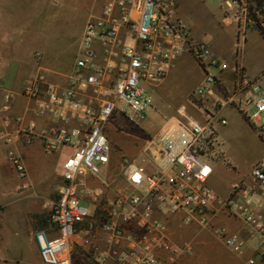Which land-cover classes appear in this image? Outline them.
Instances as JSON below:
<instances>
[{"label":"built area","instance_id":"2783aa9c","mask_svg":"<svg viewBox=\"0 0 264 264\" xmlns=\"http://www.w3.org/2000/svg\"><path fill=\"white\" fill-rule=\"evenodd\" d=\"M225 1L227 6L241 8L246 25L258 24L264 31V18L250 9L247 1ZM121 31L125 34L121 53L124 67L115 76L112 67L91 68L93 43L110 45ZM81 50L64 86L50 85L38 75L22 92L34 103L36 117L48 125L35 132V124L30 121L24 125L21 118L19 133L28 141L39 139L49 153L63 148L72 151L62 165L59 197L49 207L54 236L45 230L33 233L40 264H72L77 228L90 216L83 202L90 194L85 179L97 178L110 164V119L118 113L127 123L139 126L152 110L149 88L161 83L184 53L191 55L204 73L189 96V105L202 119L181 106L156 135L146 138L138 161L121 159L129 192L116 193L111 199L101 229L117 247L126 237L124 226L133 225L140 235L128 253L113 250L112 255L119 264H162L157 257L160 248L168 251L167 262L173 264L179 251L169 241V218H177L183 225L210 227L211 219L222 212L240 221L251 237H262L264 159L253 163L248 176L230 186L226 199H220L209 186L214 173L211 164L224 162L217 128L226 125L222 109L240 112L264 141V91L259 82L235 65L234 87L226 88L218 75L228 65L207 44L192 40L185 23L176 17L172 0H111L99 17L85 25ZM3 98L2 109L7 110L12 95L5 93ZM7 158L18 178L24 180L27 172L22 157L10 149ZM213 232L233 253L244 252L247 240L239 233H228L225 227L213 228ZM107 259L104 253L97 262L105 264ZM261 260L264 252L248 263L259 264Z\"/></svg>","mask_w":264,"mask_h":264},{"label":"crops","instance_id":"0c3cea01","mask_svg":"<svg viewBox=\"0 0 264 264\" xmlns=\"http://www.w3.org/2000/svg\"><path fill=\"white\" fill-rule=\"evenodd\" d=\"M104 1L108 3L111 0ZM172 1L176 4V17L185 23L192 40L207 44L212 53L228 65V69L218 75L226 88L231 90L234 87L236 75L232 67L236 65L249 78L256 79L264 91V38L255 27L245 24L240 7L227 6L223 0L220 5L222 13L216 14L219 10L205 5L201 0ZM88 2L89 0H0V264H40L33 233L45 230L49 236H54L48 221L49 207L59 197L58 193L63 185L62 165L69 153L62 160L59 155L69 149L49 153L39 139L28 141L18 131L21 126L18 119L22 118L24 125L30 121L34 123L35 132L48 125L45 119L36 117L34 103L26 99L22 92L38 75H43L50 85H65L76 59L81 57L84 31L82 28L77 50L71 51L69 13L73 14L75 9ZM250 5L264 18V3L257 6L251 1ZM124 40L125 34L121 31L117 41L110 45L95 41L89 66L112 67V76H115L124 67L121 63ZM203 75L201 67L192 56L184 53L174 61L164 80L152 88L155 93L161 94V87L177 77L184 84L189 82L196 87L201 83ZM5 93L12 95L7 110L2 109ZM186 108L192 115L202 119L200 112L194 107L188 105ZM225 110L233 109H222L220 115ZM239 114L241 115L240 112ZM119 116L121 115L115 114L107 127L108 138L111 146L113 145L109 166L97 178L88 176L85 179L90 194L83 197V202L89 207L90 216L77 228L72 264H98L97 259L104 253L108 255L105 264H119L112 251L117 250L122 255L128 253L129 248L139 240L140 231L133 225H126L123 227L126 237L117 247L101 229L107 217L108 203L116 193H126L125 189L111 188L107 181L109 174L112 172L114 179L120 176L128 188L122 167L119 172L114 165L113 170L110 169L111 161H118L120 158L117 149L125 144L118 135L117 128L120 126L115 127L113 124ZM142 146L139 148L138 158L141 157ZM10 149L23 159L27 172L24 180L18 178L7 158ZM126 156L129 161L139 160L135 155ZM262 159L264 153L259 160ZM95 181L100 182L99 186L94 185ZM102 196H106L104 207L100 208L101 213L95 214ZM54 198L56 199L53 200ZM261 215L264 219V210ZM210 224V228L195 223L183 225L177 218H169V241L179 251L173 264H249L251 257L264 252V235L251 237L240 221L228 217L226 213L217 214ZM216 227H225L228 233H239L246 239L244 252L233 253L213 232ZM169 255L167 250L158 248L157 257L162 264H168ZM259 264H264V260Z\"/></svg>","mask_w":264,"mask_h":264},{"label":"rangeland","instance_id":"374dc122","mask_svg":"<svg viewBox=\"0 0 264 264\" xmlns=\"http://www.w3.org/2000/svg\"><path fill=\"white\" fill-rule=\"evenodd\" d=\"M201 1L209 7L219 10L216 14L222 13L220 5L223 0ZM106 4L107 1L104 0H89L88 3L82 4L78 9H75L73 14L69 13V45L71 51L77 50L82 35V28L85 27L86 22L99 17ZM194 88L195 85L192 86V83L187 82L184 84L180 78H173L161 87V94H157L153 88H149L148 91L152 98L153 109L144 115V120L139 126L127 124L124 117L122 115L119 116L120 118L113 124L115 127L120 126L117 128L118 135L120 140L124 141L125 144H122L121 149H117L120 158L118 159L117 156L118 161H111L110 169L113 170L112 166L114 165L119 172V168L122 166L120 160L127 158L126 154L129 157L135 155L137 159L139 156V148L144 144L146 138L156 135L164 121L169 116L172 117L175 114L174 112H176L177 107H186L189 105V96ZM221 115L226 119V125H217V128L219 130V141L221 142L220 147L224 154V162L217 161L215 164H211L214 173L210 178L209 186L220 198H226L230 192V186L246 178L250 172L251 165L263 157L264 141L258 137L244 116L241 114L242 117L237 110H225ZM71 152L70 149L69 151L64 150L59 155L60 159L62 160ZM112 153L113 147L111 155ZM111 173L107 179L108 183L111 184V188L117 187L119 190L125 189V192L128 193L129 190L126 188L122 178L116 176V179H114ZM99 184L100 182H94L95 186H99ZM105 197L102 196L101 202L99 203L100 207L97 206L95 208V214L101 213L102 210L100 208L104 207Z\"/></svg>","mask_w":264,"mask_h":264},{"label":"trees","instance_id":"16d2710c","mask_svg":"<svg viewBox=\"0 0 264 264\" xmlns=\"http://www.w3.org/2000/svg\"><path fill=\"white\" fill-rule=\"evenodd\" d=\"M251 1L255 2L257 6H262V4L264 3V0H247V2L250 4H251ZM250 9H252L251 5H250ZM255 28L260 32V34L264 38V31L259 27L258 24L255 26Z\"/></svg>","mask_w":264,"mask_h":264}]
</instances>
